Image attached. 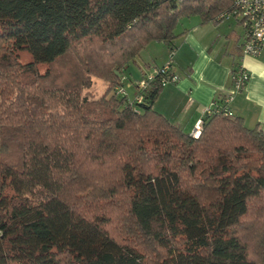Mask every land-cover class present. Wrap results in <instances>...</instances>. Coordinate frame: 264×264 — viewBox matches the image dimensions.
Returning a JSON list of instances; mask_svg holds the SVG:
<instances>
[{
    "label": "trees",
    "instance_id": "1",
    "mask_svg": "<svg viewBox=\"0 0 264 264\" xmlns=\"http://www.w3.org/2000/svg\"><path fill=\"white\" fill-rule=\"evenodd\" d=\"M231 7L0 0V264H264V130L222 93L192 136L153 108L173 70L126 71L149 41L173 66L179 20ZM90 73L109 83L95 98ZM122 207L131 241L109 230Z\"/></svg>",
    "mask_w": 264,
    "mask_h": 264
},
{
    "label": "crops",
    "instance_id": "2",
    "mask_svg": "<svg viewBox=\"0 0 264 264\" xmlns=\"http://www.w3.org/2000/svg\"><path fill=\"white\" fill-rule=\"evenodd\" d=\"M219 29L218 23H200L198 18L177 38L172 67L178 81L162 88L153 108L191 133L206 108L212 107L219 94L230 89L231 70L241 64L248 70L249 79L245 87L233 95L229 106L234 115L243 118L247 127L259 126L264 130V50L257 57L243 55V30L240 33L223 28L222 38ZM163 45L165 52L159 56V61L152 59V67L164 64L169 58L168 48ZM140 71L139 75L144 72ZM131 77L139 78L138 74Z\"/></svg>",
    "mask_w": 264,
    "mask_h": 264
},
{
    "label": "built area",
    "instance_id": "3",
    "mask_svg": "<svg viewBox=\"0 0 264 264\" xmlns=\"http://www.w3.org/2000/svg\"><path fill=\"white\" fill-rule=\"evenodd\" d=\"M232 7L230 10L220 14V19L234 16L243 27V38L241 43V52L243 55L257 57L264 50V0H231ZM172 66L170 62L161 68H155L152 73L147 75V79H142L139 82L141 87L145 86L147 81L153 77L155 72H170ZM249 79L248 70L240 65L234 70L233 83L230 89L225 93V103L229 104L233 95L242 90L244 83ZM177 81L173 74L170 78L163 82L164 84L174 83ZM122 87L118 88V92H123ZM138 100L141 96H137ZM209 108H206L205 112ZM231 114V112H229ZM202 121L198 120L194 129L191 132L192 136H198L201 130Z\"/></svg>",
    "mask_w": 264,
    "mask_h": 264
},
{
    "label": "rangeland",
    "instance_id": "4",
    "mask_svg": "<svg viewBox=\"0 0 264 264\" xmlns=\"http://www.w3.org/2000/svg\"><path fill=\"white\" fill-rule=\"evenodd\" d=\"M198 21V17H189V18H181L178 22L177 26V32L180 34H183V31L190 27L194 22ZM218 26L220 27L219 31L221 33L220 37L224 38L225 32L223 31V28L227 29L226 31H231L233 29H236L241 33L243 30L242 24L238 22L237 18L234 16L224 18L222 19L219 23ZM179 38V37H178ZM220 41V40H219ZM86 47H90V44L85 43ZM166 47L163 45L162 42L158 41H149L144 48L140 51V54L135 57L134 61H131L128 66L126 67L128 75H134L138 74L141 72L140 70H144L142 73H146L148 75L151 73L154 69L152 67L153 60L152 59H158L160 60L159 56L162 57V54L165 52L164 50ZM84 48L81 46L79 48V52L83 53ZM76 54L78 53L75 52ZM99 59H102V56H98ZM31 59V55L27 51H20L18 52V60L22 63L28 61ZM47 66L45 65H40L39 69L40 71H44ZM59 70V69H58ZM173 70V67L171 71ZM61 71V69L59 70ZM64 74H61L60 76L63 78V76L67 75L66 69H62ZM66 72V73H65ZM91 85L88 89H83L81 91L82 95H87L89 97L95 98L100 96L101 93H103L104 89L106 86L109 84L107 81L101 79L98 75L96 74H91ZM135 77V76H134ZM133 78V77H132ZM134 79V78H133ZM129 81L126 79L123 84H124V90L126 91L128 97L132 96L134 93V86L132 84L129 86ZM128 87V88H127ZM123 207L118 210V216L117 219L114 220V224L109 227V230L112 232L117 237L122 238V240H128L131 241V238L127 235V232L124 229L123 226V221L121 219L125 217V212H123ZM140 248H143V246H139ZM145 250V249H144Z\"/></svg>",
    "mask_w": 264,
    "mask_h": 264
}]
</instances>
